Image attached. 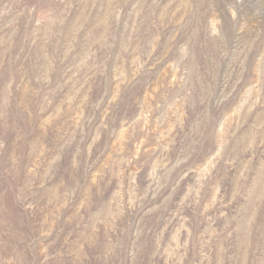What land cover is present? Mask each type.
Returning <instances> with one entry per match:
<instances>
[{"label":"rangeland","instance_id":"374dc122","mask_svg":"<svg viewBox=\"0 0 264 264\" xmlns=\"http://www.w3.org/2000/svg\"><path fill=\"white\" fill-rule=\"evenodd\" d=\"M0 264H264V0H0Z\"/></svg>","mask_w":264,"mask_h":264}]
</instances>
